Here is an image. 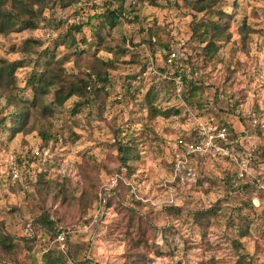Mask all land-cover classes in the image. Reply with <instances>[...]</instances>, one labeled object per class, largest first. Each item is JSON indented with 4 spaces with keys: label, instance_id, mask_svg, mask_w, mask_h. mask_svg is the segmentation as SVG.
<instances>
[{
    "label": "rangeland",
    "instance_id": "374dc122",
    "mask_svg": "<svg viewBox=\"0 0 264 264\" xmlns=\"http://www.w3.org/2000/svg\"><path fill=\"white\" fill-rule=\"evenodd\" d=\"M53 1L47 0L41 15L64 25L82 27L76 38L83 36L90 42L96 40L87 24L95 26L104 46H119L127 54L117 57L98 45L94 47V55L80 52L77 57L72 56L71 50L55 45L64 26L56 31L40 28L0 35V58L22 62L23 67L15 72L14 92L23 100H31L25 87L29 72L41 69L36 54L22 52L25 42H41L36 52L47 48L55 57L66 56L63 64L66 79L91 74L88 67L97 70V60H110L113 64L104 69L109 81L106 97L94 99L74 116L70 110L79 102L75 97L50 117L39 111V105H28L26 129L30 131L12 139H8L7 132L0 134V223L4 231L15 240L24 239V223L39 215V207L51 203L53 191L46 194L47 190L36 191L32 186L25 193H12L7 188L5 167L10 164L12 154L33 155L37 151L30 180L42 185L49 182L64 185L73 195L68 206H62L59 199L52 203L56 216L67 224L69 232L65 245L56 246L73 257L74 262L67 264H234L236 253L232 242L236 240L237 201L228 192L231 178L227 175L233 168L226 162L208 158L197 170L196 161L191 160L193 177L182 175L174 180L168 167L169 149L187 140L195 123L212 116L233 126L236 132L250 131L248 137L255 151L248 169L264 184V0H205V3L214 1V5L202 13L191 10L185 0H151L156 6L150 5V0H125L126 11L131 10L130 16H136V22L121 19L109 31L99 28V21L92 16L108 8L110 0H62L66 7L47 11ZM217 10L231 15L230 40L219 43L211 56L203 58L195 50L196 45L187 41L189 22L193 17L195 21L200 17L214 19ZM242 24L247 26L244 37L236 29ZM148 29L156 33L158 43L169 42V47L175 48L170 63L161 46L143 43L149 39ZM78 47L85 48L81 44ZM176 72L192 82L200 80V92L191 94L186 102L173 98L169 92L161 98L169 76ZM127 84L130 88L126 92ZM139 84V93H135L133 89ZM146 90L150 95L162 91L156 106L162 109L173 106L180 111V117L162 119L150 110L145 111L139 101ZM213 91L220 96L214 102L210 99ZM229 95L241 103L236 113L228 104ZM50 100L51 96H46L41 105ZM14 111V106L0 99V118H7ZM248 116L263 127L258 129L249 124ZM38 130L51 138L48 151L37 149ZM71 134L77 139L73 140ZM127 138L139 151V160L129 163L133 170L129 175L120 168L113 146L117 140ZM249 143L246 141L244 145ZM196 177L198 182L194 183ZM216 204L219 207L216 215L200 227L193 214ZM252 204L254 212L241 208L253 223L249 235L239 240L242 245L239 253L246 254L252 264H264V198L253 199ZM138 218L153 229V234H142V245L134 250L127 247L124 238L125 233L136 238ZM152 243L160 245L164 253L154 254ZM49 244L54 246L51 241ZM46 245V239L40 237L36 242L19 241L14 253L0 254V264H39V248Z\"/></svg>",
    "mask_w": 264,
    "mask_h": 264
},
{
    "label": "trees",
    "instance_id": "16d2710c",
    "mask_svg": "<svg viewBox=\"0 0 264 264\" xmlns=\"http://www.w3.org/2000/svg\"><path fill=\"white\" fill-rule=\"evenodd\" d=\"M47 0H0V35H8L11 33H18L27 30H37L40 28L48 29L50 31H56L59 28H65L62 34H57V38L55 40L56 46H63L67 51L71 50L70 54L72 56L77 57L80 52L91 53L94 55L96 49L94 47L101 46L100 49L107 53H111L117 57H123L127 54V50L123 49L119 46L109 47L104 46L102 44V36L98 29L95 26L90 24L88 25V29L91 32L93 38L96 41H86L83 36L79 39L76 38V34L81 33L82 27H76L73 25H64L63 22L55 21L53 18H48L44 15H41V10L45 8ZM125 0H110L108 2V8L102 10V12L98 13L96 16H92V18L97 19L99 21V28H105L108 31L112 30L116 27L121 19H129L130 22H136V16H130V11H126L124 6ZM186 4L189 6L191 10L195 13H202L207 9H210L214 5V1H208L205 3L198 4L197 2H190L189 0H185ZM150 5L156 6L154 2L149 1ZM67 5L63 3L62 0H54L46 10L51 11L54 8L66 7ZM214 19H210L207 17H200L198 20H194L195 18L189 22V36L187 41L193 42L196 46L195 50H198V55L203 58L211 56L217 48V45L222 42H228L230 40V33L228 31L229 21L231 19L230 14H226L220 10H217L214 13ZM90 18V20L92 19ZM128 20V21H129ZM247 26L242 24L239 25L236 29L238 34L243 36L246 35ZM148 40L146 43L148 46L152 44L159 45L166 51L168 56L169 51V42L166 44L158 43L156 33L152 32L151 29L147 30ZM150 39L153 41L150 42ZM81 44L85 48H79L78 45ZM42 43L36 40H31L25 42L22 46V52L26 54H36V59L40 61V70H32L29 72L28 77L25 80V87L29 90L31 95V100H23L20 96H17L16 92H14L15 88V72L16 70L23 67L22 62L20 61H12L9 62L6 59L0 58V99H2L6 105H11L15 107V111L13 114H10L7 118H0V134L3 132H7L8 139H12L15 135L19 133H27L30 129H26V123L28 118L27 106L34 107L39 105L41 112L47 114V116H51L55 112H60L63 104L72 97L79 99V102L73 105V108L70 110V114L72 116L76 115L80 110L88 105L93 103L94 99L104 98L106 97L105 87L108 86V79L104 69L111 68L113 66L112 61L106 60L105 62L97 60L99 68L94 70L93 66H89L88 70L91 71V74H85L83 78H79L77 76H73L70 79L65 78L63 64L67 61L66 56H58L55 57L54 53L47 48L36 52V48L41 47ZM152 51V47H150ZM176 51L175 48L173 49ZM149 67V65H148ZM192 68V65H190ZM103 68V71L101 70ZM155 70V68H154ZM162 71V70H160ZM167 75L166 72L163 74ZM165 90H163V94L161 96L164 99L166 93L169 92L173 96V98L177 100H182L184 102L188 101L191 94L200 92V80L198 79L196 82H192L191 79H187L183 73L176 72L169 76ZM179 77L180 87L179 93L175 92V84L174 78ZM140 84L137 85L133 91L135 93H139ZM170 87V89H169ZM130 88V84L126 86V92ZM169 89V91H168ZM162 91H156L153 95H150L148 90H146L140 98L139 105L145 109V111L149 110L157 117L162 119H168L170 117H180L181 113L178 109L173 106L167 108H159L156 106V102L158 100V95ZM50 95L51 100L44 105L42 104L43 99ZM220 97L217 95L216 91H213L211 94V100L214 102L217 98ZM81 101V102H80ZM166 101V100H165ZM228 104L231 107V110L235 113L241 103L238 102L233 96H228ZM210 117V116H208ZM252 116H248L247 120L249 124H251ZM255 119V118H253ZM215 120V119H214ZM256 120V119H255ZM217 127H223L227 133V143L226 146H232L234 152L242 153L244 157L249 162L253 152L255 151V146L251 148V145H244L246 140L240 142L239 138L243 136V130L236 132L234 127L222 122L220 120L216 121ZM253 125V124H251ZM258 129H261L262 125H253ZM246 130V129H245ZM248 131V135H250V131ZM37 134L40 138V145L38 146V150L40 151H48V142L51 140L49 136H47L44 132L37 131ZM188 139H184L182 142H191L194 136L193 133L189 134ZM73 140L77 139V136H74ZM264 136V130L263 135ZM117 160L120 168H122L127 175L132 174V166H130V162H135L139 160V151L135 147L133 143H131L130 139H122V141L117 140L113 144ZM252 149L249 156H245V152L248 149ZM175 150H180V145L178 147H174L172 150L169 149V173L173 176L174 180H178L180 175H185L187 172L191 174V168H189L191 160L196 161L197 167L196 169H200V164L204 162V160L208 158H202L196 155L189 156L187 159L186 165L180 170L179 174L174 175V155L176 153ZM248 154V153H247ZM11 162L5 167V173L7 174L10 167L17 169L20 172L26 171L28 174L31 170V164L35 157L29 154H12ZM218 159L220 162H226L233 170L231 172H227L228 178H231L230 183H228V192L234 199L237 201L236 215H235V226L234 230L236 233V240L232 242L233 247L235 248L236 259L234 264H252L250 258L246 254L239 253L242 250V245L239 240L247 237L249 235V228L253 220L248 215L241 212V208L248 209L254 212V207L252 204V200H258L260 198H264V190L257 188L254 184H252L249 178H243L241 180H236V172L237 169L234 163L230 162L227 159H223L220 157L211 158ZM219 162V163H220ZM225 164V163H220ZM223 166V165H222ZM196 170V171H197ZM229 173V174H228ZM193 175V174H192ZM197 176V175H196ZM6 179L8 181V189L12 193L19 192H27V189L34 186L35 190L38 191L39 188L41 190H47L46 194L50 193L49 191H53L51 195V203L49 206L39 207L40 213L34 218L32 221L24 223V229H28V233L23 237L24 239L15 240L7 234L2 224L0 223V254L11 255L19 248V241L23 242H36L39 237L41 239L45 238L47 245L39 248V256L38 262L39 264H67V262H74L73 257L68 253V251L59 250L56 246L65 245L67 235V224L63 223L59 220L58 216H56V209H52V203L59 199L60 203L63 205H69V201L73 199V195L68 192L67 188L61 184H53V182H49L48 185H42L39 181L32 182L28 177L26 179V183L28 185L27 189H23L18 183L9 182L8 176L6 175ZM198 182V177H196L194 183ZM44 186V187H43ZM71 203V201H70ZM219 207L214 205L207 211H198L193 214V218L196 219L198 225L200 227L204 226V223H208L210 219H212L216 213L218 212ZM130 214V213H129ZM64 232L65 236L61 243L55 241V237L58 233ZM135 239H133V235H129L125 233L124 241H126L127 247L130 249H138L142 245L141 239L142 234H153V229L146 225L144 222L137 219V223L135 225ZM164 232V231H161ZM37 239V240H36ZM162 239H165V233H162ZM53 242L54 246H50L49 242ZM166 244V242H165ZM153 248V252L156 255H162V247L158 244H151ZM87 262V261H86ZM8 264V263H7ZM14 264V263H12ZM87 264V263H86Z\"/></svg>",
    "mask_w": 264,
    "mask_h": 264
},
{
    "label": "built area",
    "instance_id": "2783aa9c",
    "mask_svg": "<svg viewBox=\"0 0 264 264\" xmlns=\"http://www.w3.org/2000/svg\"><path fill=\"white\" fill-rule=\"evenodd\" d=\"M92 2H94V0ZM167 57V63H170L174 59L175 52L172 47H169ZM151 73H153V71ZM174 84L175 92L178 94L180 88L179 77L174 78ZM251 124L257 125L256 120L252 118ZM191 133H193L194 136L191 142L179 141V153H175L174 155V175L180 173V170L184 167V165H186L189 156L196 155L202 158L220 157L234 163L237 169L235 176L236 180L249 178L252 184H254L257 188L264 190V184H262L258 177L253 176L249 171L248 161L244 155H242L243 152L241 154L234 152L232 146L225 145L227 143L226 130L223 127H217L212 116L208 117L204 122L199 121L195 123ZM248 136V131L244 129L243 136L240 137L239 140L240 142L243 140L250 142L249 144L251 145V148H253V144H251ZM251 148L245 152V156H249V153L252 151ZM38 154L39 153L37 151L33 152L34 157L38 156ZM6 175L11 183H18L23 189H27L28 185L26 183V179L29 177V174L26 171L20 172L17 169L10 167ZM185 175L193 177V175L189 172ZM180 177H182V175H180L179 178ZM24 232L28 233V229L25 228ZM64 236V232L58 233L55 237V241L61 243Z\"/></svg>",
    "mask_w": 264,
    "mask_h": 264
}]
</instances>
